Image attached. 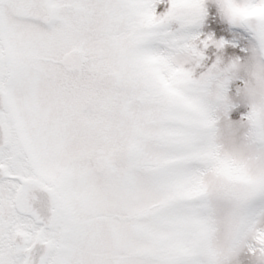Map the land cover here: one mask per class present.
Returning <instances> with one entry per match:
<instances>
[{
  "label": "snow or ice",
  "instance_id": "snow-or-ice-1",
  "mask_svg": "<svg viewBox=\"0 0 264 264\" xmlns=\"http://www.w3.org/2000/svg\"><path fill=\"white\" fill-rule=\"evenodd\" d=\"M50 2L104 17L103 182L67 156L66 202L87 220L62 217L53 247L46 217L26 242L0 230V264H264V0ZM83 43L62 41L65 55Z\"/></svg>",
  "mask_w": 264,
  "mask_h": 264
},
{
  "label": "rangeland",
  "instance_id": "rangeland-1",
  "mask_svg": "<svg viewBox=\"0 0 264 264\" xmlns=\"http://www.w3.org/2000/svg\"><path fill=\"white\" fill-rule=\"evenodd\" d=\"M103 18L98 10L64 8L50 0H0L5 83L15 113L12 127L31 141L36 154L30 148L28 154L41 177L61 193L63 216L75 213L82 221L88 218L87 209L79 200L66 202L68 186L61 168L73 156L72 165L86 171L90 182H103L98 156L102 128L111 115L104 98L115 90L107 54L96 42ZM76 37L83 46L66 56L62 41ZM80 187L76 178L72 190ZM6 197L0 188V203ZM70 227L62 220L58 241Z\"/></svg>",
  "mask_w": 264,
  "mask_h": 264
},
{
  "label": "flooded vegetation",
  "instance_id": "flooded-vegetation-1",
  "mask_svg": "<svg viewBox=\"0 0 264 264\" xmlns=\"http://www.w3.org/2000/svg\"><path fill=\"white\" fill-rule=\"evenodd\" d=\"M7 90L9 92L8 86ZM10 101L11 112L7 117L10 131V145L0 155V167L4 168L6 175L8 174L10 177L17 176L26 180H39L51 187L45 182V179L41 177L42 174L40 170H37L34 160L28 154V148H30V150L32 149V153L36 154V152L33 151L32 145L30 144L31 141L25 140L17 127H12L15 113H13L14 110L11 96ZM23 152L27 153L26 156L21 155ZM6 175L4 174V171L0 170V188L4 190V195H7L5 198V203H0V230H2L3 236L6 240H13L18 233H21L25 236V240L29 241L32 239L30 233L33 231V225L35 223L31 218L22 216L16 212L13 199L14 194L19 187V182L13 180L12 178H8ZM53 189L58 194V202L56 207L52 209V212L56 215V219L52 229L50 230L54 234L52 240L48 242L51 247L55 245V242L58 241L60 237L62 223L61 218L64 217L61 193L55 188Z\"/></svg>",
  "mask_w": 264,
  "mask_h": 264
},
{
  "label": "water",
  "instance_id": "water-1",
  "mask_svg": "<svg viewBox=\"0 0 264 264\" xmlns=\"http://www.w3.org/2000/svg\"><path fill=\"white\" fill-rule=\"evenodd\" d=\"M4 79V61L0 52V154L8 147L9 145V131L6 123V117L10 112V102L8 94L3 86ZM3 170V169H2ZM6 175V173L4 172ZM7 176V175H6ZM9 177V176H7ZM13 179L19 181V188L16 191L14 196V207L17 213L22 216L30 217L34 223L39 219L46 217L50 226V230L55 222L56 215L52 212V209L56 207L58 197L56 193L46 187L42 182L35 180H24L19 177H13ZM28 187H39L43 191L50 193V198L46 204L33 203L28 204L25 200L24 190ZM20 238L21 241L26 242L25 236L18 233L16 238ZM48 247H51L50 244H47Z\"/></svg>",
  "mask_w": 264,
  "mask_h": 264
}]
</instances>
